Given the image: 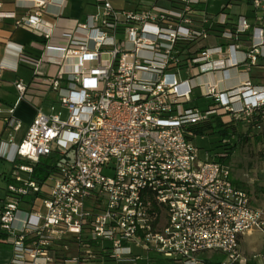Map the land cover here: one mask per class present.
<instances>
[{
  "label": "built area",
  "instance_id": "1",
  "mask_svg": "<svg viewBox=\"0 0 264 264\" xmlns=\"http://www.w3.org/2000/svg\"><path fill=\"white\" fill-rule=\"evenodd\" d=\"M209 1L92 0L95 11L53 43L48 16L68 0H14L8 11L0 0V20L38 36L40 51L18 45L17 63H0V84L21 63L34 74L14 81L17 99L3 117L11 131L0 140L12 165L0 175L10 264H205L209 252L250 264L241 236L264 230V209L227 164L200 156L188 127L218 116L264 133V82L251 75L264 70V0H228L216 14ZM196 88L213 99L209 108L192 105ZM27 99L36 113L18 138L16 108ZM51 99L66 119L54 106L43 111ZM52 156L54 169L35 178Z\"/></svg>",
  "mask_w": 264,
  "mask_h": 264
},
{
  "label": "crops",
  "instance_id": "2",
  "mask_svg": "<svg viewBox=\"0 0 264 264\" xmlns=\"http://www.w3.org/2000/svg\"><path fill=\"white\" fill-rule=\"evenodd\" d=\"M2 10H14L15 3L14 0H1ZM58 1V0H56ZM92 0H68L67 6L65 7L63 13L58 17L48 16L49 19L57 23V28L54 33L53 43H57L65 34L69 32V29L75 25L78 20L84 19L88 13L95 11V6L92 4ZM121 3V4H120ZM115 5H124L121 1H115ZM49 10L53 12H58L59 8L57 4L50 5ZM14 19H3L0 20V63L4 62L8 65H14L17 63V57L15 55V48L18 45H23L27 52L38 54L40 51L33 47L34 41L39 40L38 36L34 33L27 31L23 28L16 27L14 24ZM38 42V41H37ZM6 43H10V47H6ZM25 68L30 72L33 69L30 65L26 63H21L18 67V71L14 72L11 70H5L3 72V80L0 84V106L3 103L9 102L14 104L17 99V90L14 85V81L18 78H22L24 81L28 82L32 79L33 75L25 78L20 74V69ZM251 75L256 83L264 82V70L262 68H255L251 71ZM242 78L246 77L245 73L241 74ZM11 93L14 98L8 100L7 94ZM37 100V99H36ZM35 108L32 101L29 99L21 102L16 108V115L22 121L23 127L21 132L18 133V138L22 136V133L26 130L28 124L31 122L35 116ZM4 115L0 114V140L5 138V127L6 123L4 120ZM4 122V124L1 122ZM4 125L2 128L1 126ZM12 170V165L7 162L0 155V175L3 177L10 175ZM6 180H1V187H5ZM258 185L261 187L257 191L252 192L253 202L256 206L264 209V169L262 174V179L259 181ZM6 194L4 190L0 191V208L4 202ZM240 248L243 256L248 260L250 264H264V230L253 229L245 232L241 236ZM210 255H217L214 258ZM13 256L12 247L1 241L0 238V264H10ZM204 258L215 260L222 264L224 257L215 252H209L203 256Z\"/></svg>",
  "mask_w": 264,
  "mask_h": 264
},
{
  "label": "rangeland",
  "instance_id": "3",
  "mask_svg": "<svg viewBox=\"0 0 264 264\" xmlns=\"http://www.w3.org/2000/svg\"><path fill=\"white\" fill-rule=\"evenodd\" d=\"M228 0H210L209 1V12L216 14L221 11L223 4L227 3ZM121 4V3H120ZM246 6L242 5L235 8V11H245ZM20 74L25 78L33 75V72L28 71L25 68L20 69ZM8 100H12L14 96L9 93L7 94ZM194 100L191 102L192 105H198L203 109L209 108L213 103V99L207 98L202 95L199 88H196L193 93ZM54 106V111H62V118L66 119L68 111L62 107V104L54 99L46 100L43 104L44 112H51ZM2 115H5L8 110L12 107L9 102L2 104ZM4 124V122L1 120ZM230 123V122H228ZM235 130V137L230 140L233 144H236L235 149L229 153L230 157L224 161L231 169L232 177L235 183L249 192L257 191L261 188L258 183L262 179L264 169V135L258 129L253 128L244 121H235L231 123ZM2 128L4 125L1 126ZM11 129L5 128V138L8 139ZM222 135L219 132L208 133L204 136H198L194 139L196 146L199 148V154L202 158L205 157L206 152H210L211 155H215L221 148L216 147V144L221 139ZM229 141V139H227ZM253 194V193H252ZM74 244L69 243V249L66 251L68 254H76ZM217 258V255H210ZM160 257V256H159ZM161 258V257H160ZM164 263V262H163ZM164 264H167L165 261Z\"/></svg>",
  "mask_w": 264,
  "mask_h": 264
},
{
  "label": "trees",
  "instance_id": "4",
  "mask_svg": "<svg viewBox=\"0 0 264 264\" xmlns=\"http://www.w3.org/2000/svg\"><path fill=\"white\" fill-rule=\"evenodd\" d=\"M233 128L234 127L232 126L231 123L228 122L225 123L220 117L213 116L206 120L190 125L188 127V131H189L188 135L191 139H195L198 136H204L208 133L210 134L214 132H219L222 135V137L216 144V147L221 148V150L217 151L214 157L224 162L227 160L228 157H230L229 153H231L232 150L235 149L236 147V144L234 143L232 144L230 142V140H232L235 137V130ZM226 139H229V141H225ZM52 158H54V156L50 158H43L36 164L34 171L35 178L39 180H43L47 176V174L54 169V166L50 164ZM154 257L156 258L157 264H164L166 261L164 258H160L158 256H154ZM205 259H206L205 264L219 263L215 260H211L207 258Z\"/></svg>",
  "mask_w": 264,
  "mask_h": 264
}]
</instances>
